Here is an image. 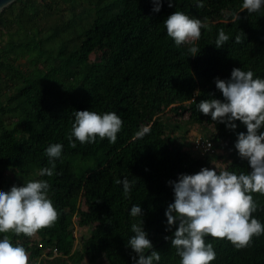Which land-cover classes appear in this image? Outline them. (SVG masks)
<instances>
[{
    "label": "trees",
    "instance_id": "16d2710c",
    "mask_svg": "<svg viewBox=\"0 0 264 264\" xmlns=\"http://www.w3.org/2000/svg\"><path fill=\"white\" fill-rule=\"evenodd\" d=\"M173 3L169 7L162 0L154 12V0H16L0 11V191L46 179L59 212L52 226L35 234L37 240L35 235H10L27 250L30 264H81L96 257L106 264H132L135 253L127 240L138 218L129 210L138 203L148 238L161 252L159 264H179L164 239L172 234L164 223V211L173 200L168 181L201 167L216 168L218 158L230 171L250 170L234 148L236 133L246 127L236 121L235 130L226 128L196 104L223 99L214 78L227 79L234 67L264 77V9L241 11L242 0H204L202 7L197 0ZM173 11L207 25L195 56L187 52L190 45L178 47L166 33L163 20ZM235 12L237 21L232 20ZM221 28L230 38L217 48ZM86 109L115 111L122 118L114 143L97 138L93 143L77 141L75 148L69 144L74 111ZM183 114L185 125L211 127L205 135L212 154L196 157L177 144L172 134L182 127ZM145 125L151 131L134 139ZM55 142L63 150L54 175L37 176L40 167L49 166L45 148ZM124 176L134 182L127 197L116 183ZM252 195L258 204L252 215L264 223V195ZM78 197L85 208L77 207L76 213L88 232L74 239L73 201ZM206 241L216 251L210 264H264V234L240 249L227 239L209 235Z\"/></svg>",
    "mask_w": 264,
    "mask_h": 264
},
{
    "label": "clouds",
    "instance_id": "9594fccd",
    "mask_svg": "<svg viewBox=\"0 0 264 264\" xmlns=\"http://www.w3.org/2000/svg\"><path fill=\"white\" fill-rule=\"evenodd\" d=\"M203 4L204 0H197V7ZM161 6L162 0H154L152 10L158 12ZM168 6H174L173 0H168ZM245 9L249 14L260 12L264 9V0H242L240 10ZM238 19L237 12L232 14V20ZM163 24L176 46L190 45L187 52L192 56L200 51L197 42L201 29L207 27L200 18L173 11ZM229 38L221 28L214 45L223 48ZM235 40L239 42L241 37L237 35ZM214 83L223 99H204L196 107L210 115L213 122L224 123L226 128L235 130L238 127L236 121L246 127V131L236 133L234 148L247 160L250 170L236 172L224 168L218 171L201 167L195 173H181L176 180L168 181L173 200L164 211V223L165 231L172 234L164 239L175 249L179 264H210L216 258V251L213 243L206 241L209 235L227 239L240 249L247 247L253 236L264 234V223L252 215L258 208L252 194L264 195V77L254 76L250 68L234 67L227 79L215 77ZM199 94L197 90L195 95ZM122 124V118L115 111H74L69 144L75 148L77 141L93 143L97 138H107L114 143ZM150 131V125H145L135 132L134 139L143 138ZM62 150L60 142L45 148L49 166L40 167L37 176L54 175ZM116 183L121 185L125 197L133 190L134 182L126 176L118 178ZM49 189L48 180L31 179L21 186L14 184L8 190L0 191V234H4L0 235V264H30L27 250L19 243L14 244L10 235L32 237L40 229L55 223L59 212L49 196ZM129 215L138 218L131 224L133 234L127 240L135 253L131 257L132 264H159L161 252L154 248L143 227L140 203L131 205Z\"/></svg>",
    "mask_w": 264,
    "mask_h": 264
},
{
    "label": "rangeland",
    "instance_id": "374dc122",
    "mask_svg": "<svg viewBox=\"0 0 264 264\" xmlns=\"http://www.w3.org/2000/svg\"><path fill=\"white\" fill-rule=\"evenodd\" d=\"M94 55H91V59H94ZM172 117L173 115H167V118L170 119L172 121ZM170 121V122H171ZM187 121V115L183 114V117L180 120L179 124L180 126V130H175L173 132V137L177 139V144H179L180 148L182 150H188L190 153H192V142L194 140L195 137L197 136H204L206 137L208 135V133L210 132L211 127L208 126H198V125H194V126H189L184 124ZM184 130H187L186 133H184ZM204 134V135H202ZM207 134V135H205ZM222 155L221 152H218V156ZM226 162L220 158H218L217 160H215L214 165L216 168L218 169H223L225 167ZM74 203V213L75 216L73 215V220L74 223L72 224V231H71V236L74 239H79L81 236L87 235V227L85 226V224L83 223V221L80 219L79 215L76 213L77 211V207L79 208H85V204L82 201L81 197L76 198L75 201H73ZM36 235L34 236L33 239H36ZM37 240V239H36ZM86 259V258H85ZM83 259V261L81 262V264H106L105 260L100 259L99 257H96L95 259H93L92 261H88L87 259L85 260ZM71 264V263H70Z\"/></svg>",
    "mask_w": 264,
    "mask_h": 264
},
{
    "label": "built area",
    "instance_id": "2783aa9c",
    "mask_svg": "<svg viewBox=\"0 0 264 264\" xmlns=\"http://www.w3.org/2000/svg\"><path fill=\"white\" fill-rule=\"evenodd\" d=\"M208 145H211V147H208ZM191 147L193 155L200 158L207 157L208 154H212L214 152L212 142L208 138L202 136L195 137ZM51 251L54 255H56L57 250L55 248Z\"/></svg>",
    "mask_w": 264,
    "mask_h": 264
},
{
    "label": "water",
    "instance_id": "95a60500",
    "mask_svg": "<svg viewBox=\"0 0 264 264\" xmlns=\"http://www.w3.org/2000/svg\"><path fill=\"white\" fill-rule=\"evenodd\" d=\"M16 0H0V11L6 8L8 5L12 4Z\"/></svg>",
    "mask_w": 264,
    "mask_h": 264
}]
</instances>
